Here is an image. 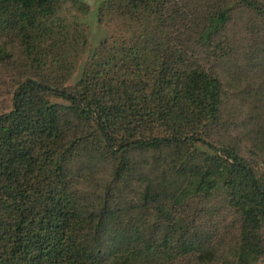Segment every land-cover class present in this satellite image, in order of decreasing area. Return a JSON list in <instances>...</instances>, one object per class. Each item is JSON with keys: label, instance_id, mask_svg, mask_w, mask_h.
Returning a JSON list of instances; mask_svg holds the SVG:
<instances>
[{"label": "trees", "instance_id": "trees-1", "mask_svg": "<svg viewBox=\"0 0 264 264\" xmlns=\"http://www.w3.org/2000/svg\"><path fill=\"white\" fill-rule=\"evenodd\" d=\"M94 1L128 37L88 50L64 87L51 76L86 32L60 12L86 0H0V63L18 58L20 78L0 114V264H256L264 72L228 95L220 66L229 25L264 26V0Z\"/></svg>", "mask_w": 264, "mask_h": 264}, {"label": "rangeland", "instance_id": "rangeland-1", "mask_svg": "<svg viewBox=\"0 0 264 264\" xmlns=\"http://www.w3.org/2000/svg\"><path fill=\"white\" fill-rule=\"evenodd\" d=\"M86 3L87 10L85 14H81L76 5L72 6L71 4H66L60 12L61 19H64L69 27L72 26L73 19H76L79 27L86 32L85 53L77 57L74 67L70 70V66H65L66 70L54 71L51 76L53 79H68L64 83V87L71 85L78 77L80 66L88 50H94L98 43L105 40L110 46L114 39H126L128 37L127 29L120 22H108L106 19L100 24L97 23V3L94 0H86ZM250 20L247 14H239L235 17V21L229 25L226 32L235 48V54L230 62L220 66L225 73L223 87L228 95L231 91H244L248 88L247 83L251 79L250 76H256L259 72H264V26L256 21V23H252ZM260 49L263 53L257 55V50ZM12 59L16 62L19 60L18 58ZM16 62L10 64L8 61H3L0 63V114L10 110L14 83L20 79L18 76L19 65L13 66ZM51 101L59 102L60 100L52 98ZM228 110L227 116H230V109L228 108ZM236 118L240 119V116H236ZM84 153L87 156L90 154L87 151ZM133 161L139 162V157L134 155ZM220 205L221 200L218 197L207 201L208 208L218 209ZM188 206L191 210L201 209L202 201L194 200ZM193 221L197 223L198 219L196 218ZM256 264H264V258L259 259Z\"/></svg>", "mask_w": 264, "mask_h": 264}]
</instances>
